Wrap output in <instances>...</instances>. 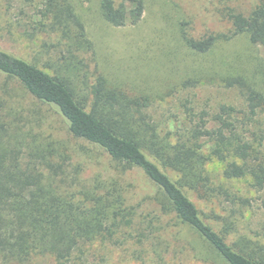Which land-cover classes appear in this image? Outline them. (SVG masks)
Masks as SVG:
<instances>
[{
	"label": "trees",
	"instance_id": "16d2710c",
	"mask_svg": "<svg viewBox=\"0 0 264 264\" xmlns=\"http://www.w3.org/2000/svg\"><path fill=\"white\" fill-rule=\"evenodd\" d=\"M40 5V28L56 37L46 45L60 56L57 64H47L54 72L0 50V73L19 81L40 103L56 107L70 133L102 148L122 173L142 170L158 189L153 200L162 214L191 230L196 244L212 254L213 264L214 258L219 264H264V242L238 230L229 240L235 223L226 221L227 227L217 230L184 192L205 198L222 191L207 170L214 160L223 165V178H250L257 191H264V93L244 77L230 78L226 84L238 88L246 111L222 106L211 120L198 114V122L183 134L162 133L142 112L149 98L132 99L108 89L102 75L91 86L90 101L77 92L63 72L82 65L79 55L91 51L92 42L69 0H40ZM100 6L103 18L115 27L136 25L145 12V0H101ZM226 17L230 34L200 40L184 35L186 43L203 54L220 39L245 34L264 50V0H255L248 14L230 8ZM23 129L0 125V264H86L97 244L146 249L153 232L141 228L134 206L127 204L128 192L101 182L73 190L79 180H58L63 166L56 167L32 130ZM161 167L177 174V180ZM59 183L67 184L61 188ZM214 213L211 221L217 222L221 216ZM147 250L157 254L155 246Z\"/></svg>",
	"mask_w": 264,
	"mask_h": 264
},
{
	"label": "rangeland",
	"instance_id": "374dc122",
	"mask_svg": "<svg viewBox=\"0 0 264 264\" xmlns=\"http://www.w3.org/2000/svg\"><path fill=\"white\" fill-rule=\"evenodd\" d=\"M69 2L83 22L93 49L79 55L82 65L78 69L63 74L89 101L91 86L102 75L108 89L132 99L149 98V106L142 112L162 133L183 134L191 122H198L200 113H205L208 121L222 106L235 107L240 113L246 111L244 97L238 88L227 86L228 79L244 77L264 93V50L247 35L220 39L203 54L191 49L184 39V35L200 40L211 34H230L227 11L233 8L248 14L255 0H145L142 19L136 25L123 27H115L103 18L101 0ZM40 8V0H0V50L52 74L47 64H57L60 56L46 45L51 46L56 37L41 30ZM0 103V125L23 127L25 132L31 129L55 166H63L58 180L77 178L79 183L73 190L79 184L91 187L101 182L128 192L127 204L134 206L141 228L153 232L141 252L136 251L141 248L128 244H97L96 253L86 264H213L212 254L196 244L191 230L176 226L171 214H162L153 200L158 189L142 170L134 168L122 173L102 148L75 138L56 107L40 103L19 81L1 73ZM161 169L177 180V174ZM207 170L222 191L203 198L184 189L203 218L217 230L227 227L226 221L234 222L229 240L238 230L239 234L264 242V191H257L250 178H223V165L217 160L208 164ZM65 184L59 183L61 188ZM212 211L221 216L217 222L211 221ZM153 246L157 254L147 250ZM35 264L49 261L38 260Z\"/></svg>",
	"mask_w": 264,
	"mask_h": 264
}]
</instances>
